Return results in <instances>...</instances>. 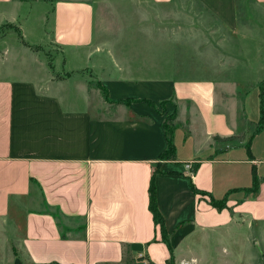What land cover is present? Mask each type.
Here are the masks:
<instances>
[{"label":"crops","instance_id":"1","mask_svg":"<svg viewBox=\"0 0 264 264\" xmlns=\"http://www.w3.org/2000/svg\"><path fill=\"white\" fill-rule=\"evenodd\" d=\"M200 1L216 15L237 10L236 0ZM21 3L0 0V25L28 18V10L19 13ZM50 14L57 46L93 41L88 0H55ZM14 71L0 76V264H166L171 255L173 263H185L194 260V236L239 219L264 221V124L251 132L257 100L249 120L239 123L216 109L209 81L118 78L102 85L120 103L109 105L110 114L91 116L94 90L85 80L71 96L62 85L68 78H21ZM129 99L138 101L124 104ZM168 117L174 154L161 159ZM155 169L167 241L148 208ZM253 171L257 190L248 196ZM209 197L225 199V206L216 209ZM45 205L59 210L65 237Z\"/></svg>","mask_w":264,"mask_h":264},{"label":"rangeland","instance_id":"2","mask_svg":"<svg viewBox=\"0 0 264 264\" xmlns=\"http://www.w3.org/2000/svg\"><path fill=\"white\" fill-rule=\"evenodd\" d=\"M20 1L19 13L28 10V18L0 25V59L8 55L0 60V76L15 70L21 78H68L62 85L71 96L85 80L94 90L88 95L91 116L110 114L109 105L120 103L102 85L118 78L209 81L216 109L239 123L249 120L259 87L264 90V6L236 0L234 13L216 15L200 0H88L95 15L93 41L62 49L49 37L55 0ZM190 240L194 260L171 264H264V221L239 219Z\"/></svg>","mask_w":264,"mask_h":264},{"label":"trees","instance_id":"3","mask_svg":"<svg viewBox=\"0 0 264 264\" xmlns=\"http://www.w3.org/2000/svg\"><path fill=\"white\" fill-rule=\"evenodd\" d=\"M24 43V42H22ZM25 44V43H24ZM27 46V44H25ZM101 91H103L102 88H100ZM263 93L264 90L263 88L259 87L258 90V113H259V117H258V127L255 129L254 132H257L260 130V128L262 127V125L264 124V97H263ZM138 100H125L124 104H129L131 102H135ZM147 103H150L149 101H146ZM168 118H166L165 122H163L162 127L165 131V135H166V149L165 151L160 155L161 159H168L171 158L174 154V148H173V144H172V140H171V128L170 126L167 125V121ZM156 173V169L153 170L152 172V176L150 179V183H149V187H148V197H149V203H148V208L149 211L152 214V218L154 221L155 225L159 226V230H160V234H161V239L162 241H167V235L165 232V228H164V222H163V218L161 216V214L159 213L158 209H157V205H156V199H155V187H154V181H153V177L154 174ZM257 177L253 171V177H252V186L248 189H246L247 192H255L257 190ZM193 192H195L196 194H205L201 191H197L193 189ZM209 204L213 207H215L216 209H221L225 206V199H221V200H214L212 197H209ZM45 207V212L49 213L50 215L53 216V218L55 219L57 226L59 227V232L61 237H65V234L63 233L64 228L61 227L60 224V217L61 214L59 212L58 209H49V207L47 205L44 206ZM137 260H142L141 258H138ZM173 262V257L171 255L170 259L167 261L166 264H171ZM138 264V263H137ZM146 264H153L150 261H147Z\"/></svg>","mask_w":264,"mask_h":264},{"label":"built area","instance_id":"4","mask_svg":"<svg viewBox=\"0 0 264 264\" xmlns=\"http://www.w3.org/2000/svg\"><path fill=\"white\" fill-rule=\"evenodd\" d=\"M185 167L188 168V167H189V164L187 163V164L185 165Z\"/></svg>","mask_w":264,"mask_h":264}]
</instances>
